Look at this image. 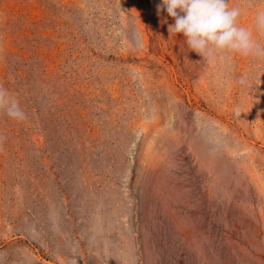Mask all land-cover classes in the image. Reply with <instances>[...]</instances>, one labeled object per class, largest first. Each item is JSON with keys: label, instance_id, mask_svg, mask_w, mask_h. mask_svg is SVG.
Returning a JSON list of instances; mask_svg holds the SVG:
<instances>
[{"label": "rangeland", "instance_id": "374dc122", "mask_svg": "<svg viewBox=\"0 0 264 264\" xmlns=\"http://www.w3.org/2000/svg\"><path fill=\"white\" fill-rule=\"evenodd\" d=\"M160 3L0 0V264H264V59Z\"/></svg>", "mask_w": 264, "mask_h": 264}, {"label": "clouds", "instance_id": "9594fccd", "mask_svg": "<svg viewBox=\"0 0 264 264\" xmlns=\"http://www.w3.org/2000/svg\"><path fill=\"white\" fill-rule=\"evenodd\" d=\"M159 15L166 9L175 22L169 24L170 34L182 33L188 49L212 61L218 52L237 53L264 59V44L252 30L239 24L242 9L230 6V0H162L156 5ZM256 27L264 33V11L256 16ZM240 83H247L241 79ZM0 111L12 119L24 121L26 112L9 90L0 84ZM5 137L0 136V143Z\"/></svg>", "mask_w": 264, "mask_h": 264}]
</instances>
